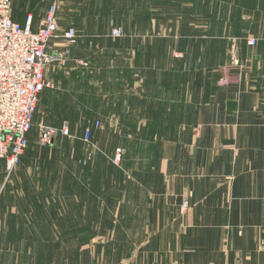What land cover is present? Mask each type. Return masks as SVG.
I'll list each match as a JSON object with an SVG mask.
<instances>
[{
  "label": "rangeland",
  "instance_id": "rangeland-1",
  "mask_svg": "<svg viewBox=\"0 0 264 264\" xmlns=\"http://www.w3.org/2000/svg\"><path fill=\"white\" fill-rule=\"evenodd\" d=\"M59 21L76 43L65 63L47 67L53 86L41 95L25 157L12 172L0 159V264H66L85 244L128 245L147 225L120 221L136 202L145 206L144 190L133 191L144 178L135 167L167 140L190 141L197 104L222 81L219 72L249 73L264 113V0H63ZM64 122L69 136L39 145L42 124ZM107 196L125 207L98 240ZM49 214L61 219L35 220Z\"/></svg>",
  "mask_w": 264,
  "mask_h": 264
},
{
  "label": "crops",
  "instance_id": "crops-1",
  "mask_svg": "<svg viewBox=\"0 0 264 264\" xmlns=\"http://www.w3.org/2000/svg\"><path fill=\"white\" fill-rule=\"evenodd\" d=\"M50 3L13 0L12 19L25 25L31 17L36 31ZM248 74L219 72L223 82L197 104V128L190 141L167 140L151 152L153 164L135 167L144 178L133 191L144 190L145 206L139 209L138 202H127L136 206V213L123 210L120 221L147 225L128 235V245H101L99 239H108L121 217L122 201L107 196L99 217V241L83 245L75 261L66 264H264V113L261 92L250 84ZM79 199L73 197L70 206L75 200L78 208ZM59 205L66 207L64 198ZM59 219L52 214L35 218ZM32 220L9 217L11 222Z\"/></svg>",
  "mask_w": 264,
  "mask_h": 264
},
{
  "label": "built area",
  "instance_id": "built-area-1",
  "mask_svg": "<svg viewBox=\"0 0 264 264\" xmlns=\"http://www.w3.org/2000/svg\"><path fill=\"white\" fill-rule=\"evenodd\" d=\"M62 2L51 0L41 27L34 31L31 17L25 25L12 19L13 0H0V159L6 161L9 172L21 162L29 146V133L34 127L42 91L53 86L45 76L46 68L55 62L65 63L76 43L74 29L60 33L57 13ZM122 33V28L112 30L113 37H120ZM53 41H59V45ZM59 132L70 135L67 122L60 128L42 124L39 145L54 144ZM90 133L86 129L87 141ZM123 154L124 150L117 148L113 162L119 165ZM260 248L264 256V241ZM170 264L197 263L174 261Z\"/></svg>",
  "mask_w": 264,
  "mask_h": 264
}]
</instances>
